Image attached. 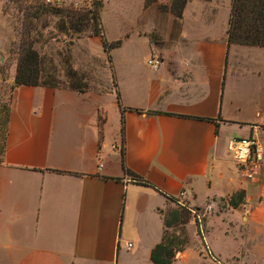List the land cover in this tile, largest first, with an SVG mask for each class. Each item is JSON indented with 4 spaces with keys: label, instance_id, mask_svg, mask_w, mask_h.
<instances>
[{
    "label": "crops",
    "instance_id": "1",
    "mask_svg": "<svg viewBox=\"0 0 264 264\" xmlns=\"http://www.w3.org/2000/svg\"><path fill=\"white\" fill-rule=\"evenodd\" d=\"M170 5L103 0L115 33L106 40L122 41L110 55L123 111L116 96L108 104L101 93L13 89L0 156V264H153L161 213L175 200L203 206L201 187L213 210L240 190L244 204L209 215L202 241L190 228L172 264H264V162L244 180L227 151L234 135L264 143V101L250 114L224 102L232 81L264 69L234 76L238 56L264 49L228 45L232 0H188L177 24ZM141 37L152 38L147 48L133 42ZM143 48L160 62L149 78L134 55Z\"/></svg>",
    "mask_w": 264,
    "mask_h": 264
},
{
    "label": "rangeland",
    "instance_id": "2",
    "mask_svg": "<svg viewBox=\"0 0 264 264\" xmlns=\"http://www.w3.org/2000/svg\"><path fill=\"white\" fill-rule=\"evenodd\" d=\"M63 1L60 5L65 9H73L80 13H86L97 6L106 39L110 40L114 36L112 21L106 12V8L103 7V0ZM37 6L54 7L47 4L45 0H0V149L5 111L12 95V84L20 51L24 46L31 45L32 49L38 53L44 77L51 76L50 78H53L59 84L57 89H68V86L72 83L81 84L85 88V92L105 94L104 100L108 104L116 96V92L120 95L114 68L108 61L107 55L103 53L102 47L92 41L95 36L87 32L80 36L71 31L62 33L59 30L61 20L58 16L51 12L31 13L34 12ZM95 38H98L101 44L100 37ZM151 39V37H141L133 42L137 40L147 48L149 42L151 43ZM146 50L145 48L140 49L134 52V55L141 57L139 61L143 64L140 69L142 74L149 78L150 70H153V68L148 64V60L152 59L153 54ZM118 52L121 51L113 53V56L121 55ZM238 57L233 66V74L237 77L244 74L245 70L254 69V67L264 64V53L259 51L249 56L242 54L241 57ZM229 66L231 67V62ZM119 67H117L118 70ZM71 73H75L76 76L72 77ZM148 78L138 79V85L145 86ZM231 98L242 105L249 114L252 111H257L259 101H264V69L261 70L259 78L244 79L238 82L232 81L230 87L225 91V104ZM238 137L236 135L232 136V138ZM216 183V187H219L218 192L223 193L221 187H223L225 181L216 180ZM198 198V203L203 204L201 207H194L187 201L181 203L180 208L191 211L190 221L184 227L176 226L169 229V235L181 238L183 236L182 232H184L189 238L190 228H192L199 236L197 237V239L199 238L198 241H202L200 228L203 227L206 219L211 214H218L227 205L223 198L218 199L215 202L214 210L211 209L210 212L205 213L206 199H204V188L202 187L199 190ZM207 204H210V202H207ZM179 207L176 205L172 209H167L162 215H168L171 211L179 209ZM194 213L202 214L201 224L195 218ZM212 222L215 226L222 224L216 218Z\"/></svg>",
    "mask_w": 264,
    "mask_h": 264
},
{
    "label": "trees",
    "instance_id": "3",
    "mask_svg": "<svg viewBox=\"0 0 264 264\" xmlns=\"http://www.w3.org/2000/svg\"><path fill=\"white\" fill-rule=\"evenodd\" d=\"M157 0H145V6L152 5ZM188 0H171L170 12L177 24L182 18L183 10ZM51 12L60 18L59 30L62 33L69 31L80 36L88 33L95 37H100L101 47L103 52L107 55L108 61L111 63V51L118 48L122 41L109 43L104 35L100 14L97 6L93 10L86 13H80L73 9H65L63 6L46 8L37 6L33 14ZM229 30L227 36L228 45H238L246 47H257L264 49V0H232V9L229 20ZM71 76H76L71 73ZM44 77L40 67V58L38 53L32 49L31 45L21 48L19 59L17 62L16 74L12 84V91L16 87L31 86L57 89L58 83L53 78ZM115 84V83H114ZM116 85V84H115ZM67 90L78 93H84L86 90L81 84L72 83ZM11 96L9 98V105L5 111L3 130H2V144L0 149V156L3 154L5 148L6 124L8 120V112L11 103ZM116 102L118 107L123 111L120 104V95L116 92ZM141 112V111H138ZM124 123L121 118V137L123 141ZM123 161V160H122ZM126 175L132 180L145 182L138 176L125 169ZM174 201V200H173ZM245 192L243 190L233 193L228 200L227 205L232 209H237L244 204ZM176 205L182 206L180 200L174 201ZM191 211L183 208L176 209L161 216L163 218L164 232L161 242L152 250L151 261L153 264H172L178 252L183 251L189 242L188 237L182 232V237H175L169 235L168 230L173 227H184L190 221ZM184 229V228H183ZM184 233V234H183Z\"/></svg>",
    "mask_w": 264,
    "mask_h": 264
},
{
    "label": "built area",
    "instance_id": "4",
    "mask_svg": "<svg viewBox=\"0 0 264 264\" xmlns=\"http://www.w3.org/2000/svg\"><path fill=\"white\" fill-rule=\"evenodd\" d=\"M47 4H51L54 7L59 5L53 0H45ZM61 6V5H60ZM148 64L152 68H158L160 62L158 60H149ZM227 151L232 158V161L244 180H252L255 178L260 167L264 162V143L258 138H232L227 143ZM184 194L181 193L180 197L183 198ZM210 206H206L205 213L211 211ZM195 218L201 224L202 214L194 213ZM201 226V225H200ZM199 226V227H200ZM202 232V227L200 228ZM131 248L132 245H127Z\"/></svg>",
    "mask_w": 264,
    "mask_h": 264
},
{
    "label": "water",
    "instance_id": "5",
    "mask_svg": "<svg viewBox=\"0 0 264 264\" xmlns=\"http://www.w3.org/2000/svg\"><path fill=\"white\" fill-rule=\"evenodd\" d=\"M59 5L61 4V2H57Z\"/></svg>",
    "mask_w": 264,
    "mask_h": 264
}]
</instances>
